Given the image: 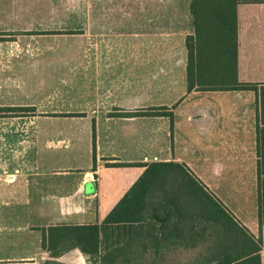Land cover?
Instances as JSON below:
<instances>
[{
    "label": "crops",
    "instance_id": "1",
    "mask_svg": "<svg viewBox=\"0 0 264 264\" xmlns=\"http://www.w3.org/2000/svg\"><path fill=\"white\" fill-rule=\"evenodd\" d=\"M7 1L0 0V13L39 11ZM89 7L101 14L86 16L91 30L70 38L84 47L70 52H28V38L0 35V107L31 109L0 112V264H38L47 256L44 229L100 223L147 166L159 162L178 163L168 177L196 183L217 199L258 244L264 264L258 156L260 137L264 155V0H238L236 81L253 86L227 89L188 90L185 38L193 27L187 8L186 30L170 32L156 30L155 0ZM112 7L123 12L115 22L104 15ZM110 23L114 29L106 30ZM30 56L36 68L30 69ZM46 56L59 66L46 69ZM155 107L171 118L115 115ZM158 221L117 231V246L127 243L137 253L118 263L191 247L187 231L162 229ZM204 236L197 229L196 245Z\"/></svg>",
    "mask_w": 264,
    "mask_h": 264
},
{
    "label": "trees",
    "instance_id": "2",
    "mask_svg": "<svg viewBox=\"0 0 264 264\" xmlns=\"http://www.w3.org/2000/svg\"><path fill=\"white\" fill-rule=\"evenodd\" d=\"M238 0H189L188 12L193 33L187 35L186 81L188 90L201 88H246L249 83L236 81V5ZM69 33H73L70 31ZM31 110L28 107H0V112L13 114ZM114 114V113H112ZM119 116L167 115L165 107L139 109L134 112H118ZM93 128V139H94ZM259 163L263 164V137L259 138ZM95 160V155L93 156ZM119 163H114L118 165ZM170 168H181L175 162H159L148 165L142 175L126 191L100 223L85 225H52L43 230L42 247L50 257L78 249L86 256L88 264H121L137 253L128 250L127 243L117 246L119 229L133 231L148 227L149 219L161 223L160 228L187 231L188 243L196 246L199 234L212 230L206 256L193 264H259L258 244L254 243L237 224L224 206L201 186L193 182H180ZM170 171V172H169ZM168 178V179H167ZM170 178V179H169ZM199 198L196 204L195 197ZM149 197L163 198L162 202H148ZM180 197L189 201L180 202ZM162 215H159V213ZM187 229V230H185ZM128 234V239L132 236ZM205 240L208 238L206 237ZM133 238V237H132ZM210 240V239H209ZM158 254V253H155ZM123 263V262H122ZM39 264H62L47 259Z\"/></svg>",
    "mask_w": 264,
    "mask_h": 264
},
{
    "label": "rangeland",
    "instance_id": "3",
    "mask_svg": "<svg viewBox=\"0 0 264 264\" xmlns=\"http://www.w3.org/2000/svg\"><path fill=\"white\" fill-rule=\"evenodd\" d=\"M11 1H20L23 6L26 5L25 7L28 6L30 9L38 7L39 11H12L0 13V21H2L0 22V35H8L10 39L18 36L28 38L29 43L23 45L28 52L44 50L45 53H52L56 51L70 52L77 48L84 47V44L75 43L74 40H70V38L84 36L86 30H91L90 24L88 26L86 25L87 15L90 17L91 14H101L100 12L96 13L95 11H91V8H88V6L96 4H103L106 6L116 4L131 5L134 0H9L6 3ZM136 1L137 0H135V2ZM150 1L151 3L154 2V0ZM188 1L189 0H155L158 10L157 22L155 25L156 30H167L170 32H183L186 30L188 23H186V18H184V12L186 8L188 9ZM140 2L147 3L148 0H140ZM164 6H166V9L173 10L164 11ZM87 9H90V11L87 12ZM117 9L118 8L115 7L106 8L104 12L105 18L115 22L117 19L116 15L123 13L116 12ZM113 26L114 25L111 23L107 24L106 30H113ZM125 27L131 29V21L125 24ZM93 30L99 31V29L95 27ZM70 31H73V33H69ZM39 39L41 40L38 41ZM35 58L36 56H30V69L37 67ZM48 58H51V56H46L48 60L45 61L44 64L46 69L53 70V68L59 66L57 62L52 61V59L49 60ZM205 233L208 239L205 240L204 243H200L195 247H186L183 250L158 253L156 256L149 253L144 256L145 259H143V262L139 263L193 264L197 262V260L202 261L201 259H203L208 252V245L212 239V237L209 238L208 236L212 233V230L208 229ZM79 252L71 249L56 258L50 257L47 252L46 258L40 262L47 259H55L62 264H88L86 256ZM133 263L139 264L138 262Z\"/></svg>",
    "mask_w": 264,
    "mask_h": 264
},
{
    "label": "built area",
    "instance_id": "4",
    "mask_svg": "<svg viewBox=\"0 0 264 264\" xmlns=\"http://www.w3.org/2000/svg\"><path fill=\"white\" fill-rule=\"evenodd\" d=\"M7 178L10 179L11 176L9 174H5V179L7 180Z\"/></svg>",
    "mask_w": 264,
    "mask_h": 264
}]
</instances>
